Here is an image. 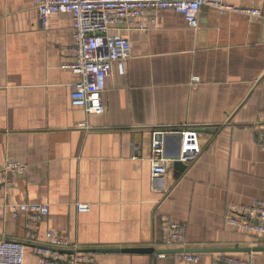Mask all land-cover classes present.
<instances>
[{
	"label": "crops",
	"instance_id": "0c3cea01",
	"mask_svg": "<svg viewBox=\"0 0 264 264\" xmlns=\"http://www.w3.org/2000/svg\"><path fill=\"white\" fill-rule=\"evenodd\" d=\"M227 2L264 14V0ZM111 32L129 38L132 53L125 71L113 64L105 110L87 114L72 105L77 76L63 66L75 59L72 14L54 13L45 28L33 0H0V168L26 165L7 175L11 189L0 174V239L29 241L24 264H40L31 241L50 229L81 249H170L171 217L184 225L188 248H230L224 253L264 264V250H245L263 247L264 237L226 220L233 203L264 201V150L253 128L264 111V20L203 6L192 28L163 9L154 24ZM185 126L199 130L201 154L177 170L180 143L168 134V170L154 178L155 129ZM23 201L48 203L50 212L34 222L7 206ZM217 253H200L199 264H216ZM95 260L179 264L180 256L96 251Z\"/></svg>",
	"mask_w": 264,
	"mask_h": 264
},
{
	"label": "built area",
	"instance_id": "2783aa9c",
	"mask_svg": "<svg viewBox=\"0 0 264 264\" xmlns=\"http://www.w3.org/2000/svg\"><path fill=\"white\" fill-rule=\"evenodd\" d=\"M43 27L48 28L54 13H71L73 17V37L75 59L66 62L77 76L73 83L71 103L81 106L87 114L102 113L105 110L103 91L107 79L112 75V67L117 63L125 71L127 61L132 53L129 38L112 33L114 28L136 30L144 28L147 23L157 21L159 10L172 9L182 13L192 28L199 25L200 12L203 6L213 7L220 13L243 12L256 20H264L261 9L256 7H236L227 0H33ZM148 18L145 22L144 17ZM198 82L199 77L193 76ZM253 128L257 139L264 150V111L254 122ZM168 134H180L179 155L186 164L192 163L202 152L199 130L194 126L158 127L154 131L150 157L151 171L154 178L164 175L168 170L170 158L167 156L165 139ZM173 159V158H171ZM26 165L18 161H8L0 168L4 190L15 186L9 174L22 175ZM14 215L24 212L34 222L45 218L50 212V205L39 201L8 203ZM89 203H77L81 212L89 211ZM227 223L232 227L264 237V201L255 199L252 203H233L227 214ZM166 230L164 244L170 248H186V232L182 223L171 217L165 218ZM34 224V223H33ZM32 224V226H34ZM31 241V240H30ZM27 239L1 237L0 264H24ZM34 243L35 252L40 264H95V252L83 251L76 241L68 235L54 230L46 232L42 242ZM165 256L166 253H160ZM179 264H199L200 253L183 252ZM216 264H252L253 258H237L224 252L217 253Z\"/></svg>",
	"mask_w": 264,
	"mask_h": 264
},
{
	"label": "water",
	"instance_id": "95a60500",
	"mask_svg": "<svg viewBox=\"0 0 264 264\" xmlns=\"http://www.w3.org/2000/svg\"><path fill=\"white\" fill-rule=\"evenodd\" d=\"M176 137L178 138V141L180 143L181 141V135L177 134ZM167 138V137H166ZM179 155V154H178ZM187 164L184 163L183 161H181L180 159H176L175 160V168L181 172L184 171V169L186 168ZM83 251H92V252H96V251H124V252H134V253H153L155 252L156 254H160V253H166V254H177V253H183V252H194V253H205V252H227V251H232L234 249H230V248H215V249H210V248H170V249H156L153 247H129V248H102V249H82ZM247 251H252V250H260L263 251L264 250V246L263 247H256L253 249H245Z\"/></svg>",
	"mask_w": 264,
	"mask_h": 264
}]
</instances>
